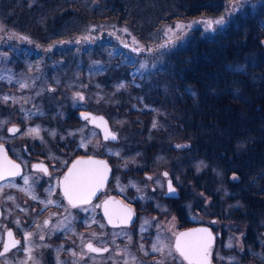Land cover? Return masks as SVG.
<instances>
[{"label": "trees", "instance_id": "trees-1", "mask_svg": "<svg viewBox=\"0 0 264 264\" xmlns=\"http://www.w3.org/2000/svg\"><path fill=\"white\" fill-rule=\"evenodd\" d=\"M235 1L0 0V22L42 48L67 46L101 29L124 31L130 41L154 47L165 38V26L216 20ZM225 22L208 32L197 28L185 42L163 50L153 74L115 92L113 104L98 112L111 121L125 117V146L150 152L152 162L180 158L185 187L191 184L210 199L209 218L227 228L222 236L233 231L231 225L244 228L246 254L261 256L248 259L264 264V0H243ZM51 51L59 57L57 47ZM119 61L108 71L118 73ZM170 145L182 149L175 153ZM170 166L178 182V165ZM200 206L194 199L190 215Z\"/></svg>", "mask_w": 264, "mask_h": 264}, {"label": "flooded vegetation", "instance_id": "flooded-vegetation-1", "mask_svg": "<svg viewBox=\"0 0 264 264\" xmlns=\"http://www.w3.org/2000/svg\"><path fill=\"white\" fill-rule=\"evenodd\" d=\"M71 101L70 93H61L53 104L18 108L7 93H0V146L19 165L17 175L0 178V264H187L175 251L176 235L196 227L210 229L215 240L210 264H234L218 259L225 250L223 231L214 229L217 222L207 224L203 210L190 215L180 158L152 162L150 152L125 146L124 135L112 132L114 125L94 109L92 99ZM83 113L104 116L116 139H105ZM33 128L39 135L29 132ZM109 145L117 146L113 150ZM171 147L179 151L177 145ZM89 158L106 161L109 182L89 202L73 206L62 180L77 160ZM173 162L178 182L170 175ZM169 181L176 190L171 195ZM106 201L109 213L129 210L126 222L113 216L109 223ZM193 215L202 220L194 221ZM13 241L19 243L12 246ZM154 244L163 251H153Z\"/></svg>", "mask_w": 264, "mask_h": 264}, {"label": "rangeland", "instance_id": "rangeland-1", "mask_svg": "<svg viewBox=\"0 0 264 264\" xmlns=\"http://www.w3.org/2000/svg\"><path fill=\"white\" fill-rule=\"evenodd\" d=\"M242 1L237 0L228 5L225 16H221L224 20L222 25H214V22L219 20L220 17L216 20L208 18L181 20L175 21L173 25L165 26V38L160 39L154 47H145L133 39L130 41L129 38L125 37L124 31L101 29L97 30L98 32L84 33L67 46L56 43L55 46H50V48H42L37 43L25 39L24 36L21 37L16 32L7 31L2 27V30H0V93H7L18 108L53 104L61 93H70L72 103H74L76 97L87 101L92 99L94 109L97 111L101 106L102 108H99L101 112L110 105L109 101L111 105L113 104L115 92L119 93L131 89V86L137 85V81H142L145 75L150 76L153 74L152 71L155 70L159 60L158 56L163 53V50L165 52V50L174 47L176 44L185 42L187 36L197 28L208 32L225 25L229 14ZM207 21L213 22L211 27L208 26ZM177 25H183V27L177 28ZM0 26H2L1 22ZM169 29L172 31L169 32ZM102 31H106V35L101 33ZM96 43L99 48H89L90 45ZM112 44H114V47H112ZM56 47L59 51V57L57 58L53 56L51 51ZM95 51L98 52L97 55L94 54ZM109 52L110 54H108ZM35 57L41 59L31 62V59H35ZM117 58L120 59L119 63L115 65L118 66V73L115 72L116 68L115 71H108V66ZM57 59L60 63L56 61ZM122 64L124 66L120 68ZM18 65L20 66L16 67ZM62 67L65 68V71L62 70ZM115 78H117V81H114ZM104 83L110 86L109 90L105 89ZM50 86H54V90L51 92L48 90ZM113 87L114 89L111 90ZM129 93L131 94V92ZM143 110V107L138 108V113ZM124 118L123 116H114L112 121L109 119L114 125L113 133L125 134L122 130ZM115 146L109 145L112 149L116 148ZM180 146L176 149H180ZM104 148L107 147L104 146ZM186 194L189 205L192 206L195 199L204 207V219L207 224H210L209 220L214 218L209 215L212 212H208L210 199L191 184L186 185ZM208 215L212 218H209ZM200 217L193 215L192 219L201 221ZM224 226L226 225H222L218 221L214 224V229L215 231L227 230ZM231 227L233 231L228 229L227 233L221 237L225 253L223 256H219L218 259L234 264H256L248 257L252 255L258 259L261 256L259 253L255 256L253 252L249 256L246 254L243 247L244 228H237L234 225H231ZM229 244H231L230 247ZM261 245L264 246V241L261 242Z\"/></svg>", "mask_w": 264, "mask_h": 264}, {"label": "snow or ice", "instance_id": "snow-or-ice-1", "mask_svg": "<svg viewBox=\"0 0 264 264\" xmlns=\"http://www.w3.org/2000/svg\"><path fill=\"white\" fill-rule=\"evenodd\" d=\"M212 23V21H207L209 27H211ZM215 23L222 25L224 23L223 17L215 21ZM176 27L182 28L183 25H177ZM0 30H2V26H0ZM125 31H127V29H125ZM171 31L172 30L169 29V32ZM121 87H123V85H121ZM6 99L7 98H5V100ZM84 118L88 119L89 117L85 116ZM100 120L103 121V118H100ZM153 127H155V124ZM10 131L16 132L18 129L12 128ZM105 131V139H108L109 136H111L112 139H116L115 134L109 133L107 129H105ZM29 132L31 134L39 135L38 128L30 129ZM0 153H3V159L0 161V178L17 175L19 165L14 164L7 158L6 153L3 152L2 146H0ZM37 167L40 166L38 165ZM42 170L47 171L46 168ZM107 171V165L103 161H96L90 158L77 160L63 179L64 195L68 198L69 203L76 206L78 202H89L95 192L103 185ZM165 175H167V173H165ZM24 183H28L26 178ZM168 190L170 193L176 191L172 187L171 181H169ZM9 198L11 199V197ZM108 203L109 202L107 201L105 202V214L109 216V223L113 222V216L119 219L121 223L126 222L129 210L126 208H120L109 213ZM8 236L11 237L12 233L9 232ZM212 239L213 237L208 229H190L187 232H181L176 235L175 251L179 254V257L187 261V264H209V249L211 247ZM18 243L19 241H13L12 246H15ZM230 246L231 244H229V247ZM88 248L92 251H98V249L92 248V245H88ZM7 251H9V245L5 244L4 252ZM153 251H163V246L157 247V245L154 244ZM3 254L4 253H0V255Z\"/></svg>", "mask_w": 264, "mask_h": 264}, {"label": "water", "instance_id": "water-1", "mask_svg": "<svg viewBox=\"0 0 264 264\" xmlns=\"http://www.w3.org/2000/svg\"><path fill=\"white\" fill-rule=\"evenodd\" d=\"M83 115H84V117H85V116H88L91 120H93V124L96 125V126H98V128L100 129V132H101L102 136H105V135H106V131H105V129H107L108 132L110 131V129H109V125L107 124V121H106V119H105L104 117H92L91 115L86 114V113H83ZM100 118H103V121H101ZM105 122H106V123H105ZM104 138H105V137H104ZM103 162H105V164L107 165L106 161H103ZM107 169H108V171H107V174H106V178H105L104 183H103L102 186L106 185V184L109 182L108 178H109V176H110V169H109V166H108V165H107ZM62 181H63V180H62ZM63 186H64V184H63ZM168 193H169V195L172 194V193H170V192H168ZM200 228L208 229L207 227H206V228H205V227H196L195 229H200ZM208 230H209V232H210V229H208ZM210 233H211V232H210ZM211 235H212V233H211ZM212 237H213V236H212ZM214 242H215V240L212 239L210 249H211L212 246L214 245ZM210 249H209V256H210ZM209 264H210V262H209Z\"/></svg>", "mask_w": 264, "mask_h": 264}]
</instances>
